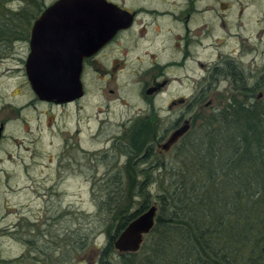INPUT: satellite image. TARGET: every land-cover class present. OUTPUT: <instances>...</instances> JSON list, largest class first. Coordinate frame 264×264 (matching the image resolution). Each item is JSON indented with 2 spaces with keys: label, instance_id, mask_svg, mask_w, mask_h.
I'll use <instances>...</instances> for the list:
<instances>
[{
  "label": "rangeland",
  "instance_id": "374dc122",
  "mask_svg": "<svg viewBox=\"0 0 264 264\" xmlns=\"http://www.w3.org/2000/svg\"><path fill=\"white\" fill-rule=\"evenodd\" d=\"M249 2L241 26L219 33L227 42L220 41L217 50L220 60L231 59L251 83L264 73V0ZM9 7L15 10L17 3ZM8 50L0 56V121H5L0 264H95L93 251L105 239L97 190L127 160L115 144L123 145L135 124L147 122L158 133L156 123H172L183 106L171 101L180 97L186 99L184 115L194 132L214 108L225 104L229 83L218 77L206 88L204 73L191 62L183 68L158 64L150 70L149 63H124L113 71L105 61L82 68V97L56 105L37 100L28 86L23 68L27 42L14 41ZM158 69H164L167 83L159 94L145 97L142 85ZM198 87L202 95L196 96Z\"/></svg>",
  "mask_w": 264,
  "mask_h": 264
},
{
  "label": "trees",
  "instance_id": "16d2710c",
  "mask_svg": "<svg viewBox=\"0 0 264 264\" xmlns=\"http://www.w3.org/2000/svg\"><path fill=\"white\" fill-rule=\"evenodd\" d=\"M44 6L0 0V56L14 41L27 42ZM218 77L230 86L225 104L167 153L153 151L147 122L115 144L127 160L97 190L105 239L93 251L95 264H264V97L254 95L264 73L249 83L243 70L224 63ZM152 199L154 222L139 250L117 254L112 242Z\"/></svg>",
  "mask_w": 264,
  "mask_h": 264
},
{
  "label": "flooded vegetation",
  "instance_id": "af4514ba",
  "mask_svg": "<svg viewBox=\"0 0 264 264\" xmlns=\"http://www.w3.org/2000/svg\"><path fill=\"white\" fill-rule=\"evenodd\" d=\"M105 1L126 13L129 16L125 14L128 22L126 26L117 29L96 52L83 57L82 68L86 64L93 65L107 61L114 71L124 63L145 62L152 64L147 68L150 70L152 66L158 64H176L183 68L186 62H191L197 64L204 73L203 77L208 80L205 84L206 88L211 86L210 81L218 78L222 67L219 63L233 64L229 58L221 60L219 58L218 45L220 41L227 42L226 39H219V33L238 29L245 8L247 5L251 6L250 0L248 1L250 4L244 0ZM234 35L236 34L233 33L232 36ZM207 49L210 51L208 52ZM163 74L165 75L164 69H158L151 73L149 84L143 83L144 93L149 90V93H145V97L152 98L160 93L167 83V78ZM198 94L202 95L199 87L196 96H199ZM185 100L180 97L171 101L172 103L177 101L183 106L172 123L167 126L156 123L161 130L150 138V144L158 155L169 151V148L164 151L159 147L166 137V129H174L187 119L184 115L188 105ZM4 122L0 121V143L3 139Z\"/></svg>",
  "mask_w": 264,
  "mask_h": 264
},
{
  "label": "water",
  "instance_id": "95a60500",
  "mask_svg": "<svg viewBox=\"0 0 264 264\" xmlns=\"http://www.w3.org/2000/svg\"><path fill=\"white\" fill-rule=\"evenodd\" d=\"M125 14L105 0H53L46 5L30 25L23 65L35 97L56 105L82 97V58L96 52L117 29L126 26ZM255 97H264V89ZM188 127L186 119L174 128L159 144L161 150L172 146ZM155 213L156 205L150 204L130 219L112 242L113 250L117 254L137 252L150 232Z\"/></svg>",
  "mask_w": 264,
  "mask_h": 264
}]
</instances>
